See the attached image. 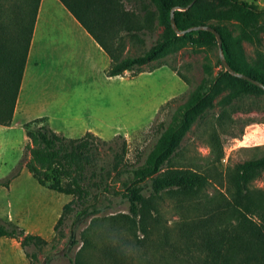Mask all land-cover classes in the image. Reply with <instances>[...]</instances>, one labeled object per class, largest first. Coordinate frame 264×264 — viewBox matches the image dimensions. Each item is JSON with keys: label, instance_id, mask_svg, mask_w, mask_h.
I'll return each instance as SVG.
<instances>
[{"label": "rangeland", "instance_id": "rangeland-1", "mask_svg": "<svg viewBox=\"0 0 264 264\" xmlns=\"http://www.w3.org/2000/svg\"><path fill=\"white\" fill-rule=\"evenodd\" d=\"M53 1L58 9L53 8V16L48 15V19H54L57 25V45L40 55V64L35 68L36 93L29 108L31 115L52 117L32 121L27 129L44 125L71 139L91 132L109 142L113 150L124 147L122 162L128 159L130 164H136L152 148L175 109L203 81L214 86L227 83L224 76L229 73L221 63L217 40L203 30L186 32L188 36L176 41L162 59L136 77L126 72L123 77L108 78V56L86 31L81 36L76 22L65 16L57 0ZM171 1L175 3L171 10L174 24L175 13H180L185 23L194 5L219 6V0H195L189 8L192 1ZM244 1L262 13L257 20L260 32L256 43L245 39L240 21L211 20L205 24L219 33L224 60L226 48L233 62L250 65L257 52L264 54V0ZM120 4L127 16L108 22L107 30L111 47L122 44L121 57L141 54L166 37L150 0H120ZM43 21L41 14L38 23ZM105 42L109 43L107 39ZM53 57L58 63H50ZM34 61L38 64L39 58ZM157 65L159 68L149 72ZM227 93L218 96L215 108L192 125L178 158L168 165L171 169L204 173L209 184L192 196L162 193L152 197L146 182L149 203L135 223L127 218V206L118 197L98 195L82 221L74 226L72 220H66L54 231L62 207L73 197L39 186L25 169L24 162L29 157L25 128L24 132L0 129V220L47 242L39 250L27 247L26 257L19 241L0 238L3 264H75L76 258L79 264H188L184 256L187 233L195 238L199 231L203 233L204 229L192 231L190 227L207 219L213 210L232 209L233 216L228 213L226 218L245 214L257 220L256 214L246 212L241 205L258 208L263 204L264 171L245 185L246 191L237 202L230 178L237 165L264 155V94H254L228 106L217 105ZM102 153L104 164L112 158V151L102 147ZM105 181L115 182L111 178ZM118 187L114 184L111 191ZM92 191L96 192V187ZM10 206L12 221H8Z\"/></svg>", "mask_w": 264, "mask_h": 264}, {"label": "trees", "instance_id": "trees-1", "mask_svg": "<svg viewBox=\"0 0 264 264\" xmlns=\"http://www.w3.org/2000/svg\"><path fill=\"white\" fill-rule=\"evenodd\" d=\"M193 0H188L187 4ZM41 0H0V125L10 126L15 103L21 84L23 71L30 47ZM81 27L93 38L99 48L108 56V78L123 77L127 72L131 77L145 72L144 69L162 59L178 37L171 26V10L175 6L171 0H150L157 13L159 24L165 27L166 37L156 41L141 54L121 57L122 44L111 47L108 34V22L127 12L122 9L120 0H59ZM219 7H222L221 9ZM193 12L183 23L180 13H175V25L178 31L186 28L206 25L207 21L237 20L242 23V32L250 43H256L260 26L258 17L262 14L244 0H219L218 7L194 5ZM92 24L94 26H92ZM98 29L97 34L95 30ZM128 31V30H127ZM210 34L209 32H203ZM105 39L109 43L105 42ZM123 42V39L120 40ZM225 61L232 71L244 75L264 86V54L256 53L255 60L248 65L235 63L227 49H224ZM159 68L155 66L152 72ZM227 83L221 86L209 85L203 81L190 95L188 100L172 113L170 121L161 128L158 137L144 156L136 164H130L125 158V148L113 150L109 142L103 141L91 132L82 137L71 139L59 135L48 126L30 130L25 128L27 142L25 149L29 153L24 167L41 187L52 192L71 196L73 199L62 207L61 215L54 227L58 231L66 220L72 225L85 218L98 195H112L126 204L130 222L135 223L142 210L148 206L149 197L145 194V183L152 197L162 193L180 197L196 195L209 184L208 175L190 170L168 168L178 158L179 150L186 135L197 121L215 108L214 100L223 92L227 95L217 105L228 106L240 102L254 94L264 91L242 78L226 74ZM42 119H36L37 122ZM101 147V148H100ZM102 147L112 151V158L101 164ZM264 171V155L236 166L230 183L235 186V202L246 191L245 185L260 172ZM114 179L113 184L105 180ZM95 182V183H94ZM115 185L119 187L111 191ZM96 187V192L92 191ZM239 197V198H238ZM250 214H256L257 220L240 214L226 218L232 209L213 210L207 219L194 223L190 229L202 233H187L184 254L188 264H264V201L258 208L253 205H241ZM233 216V213H230ZM72 231V230H71ZM0 238L15 239L28 257L26 248L35 250L47 244L40 236L25 233L11 222L0 220ZM79 264L78 258L74 261Z\"/></svg>", "mask_w": 264, "mask_h": 264}, {"label": "crops", "instance_id": "crops-1", "mask_svg": "<svg viewBox=\"0 0 264 264\" xmlns=\"http://www.w3.org/2000/svg\"><path fill=\"white\" fill-rule=\"evenodd\" d=\"M59 2V0H57ZM60 3V2H59ZM61 4V3H60ZM56 3L53 0H41L39 5V10L36 18V22L34 25V30L30 42L29 51L27 54V59L23 71V76L21 80V84L19 87V92L17 96V100L15 103L13 118L10 126H1L0 129L7 130V131H15V130H21L24 132V126L28 125L30 122L36 120V119H46L51 118L52 116H48L46 114H34L31 115L29 112L30 105L32 104V96L35 91V83L34 80L37 78V74L35 71V68L40 64L41 61V53L49 49H56L57 42L54 40L57 37V25L55 23V20H49L48 15H52V9L57 10ZM63 9L66 11L65 16L67 18L74 20L73 22H76L78 27L80 28L79 34L82 36H85V30L81 27V25L75 20V18L67 11V9L61 4ZM42 14L43 19L45 21L38 23V18H40ZM48 24L51 26L49 27ZM59 26V24H58ZM76 30V28L74 27ZM84 31V32H83ZM61 30H59L58 35L60 34ZM87 34V33H86ZM88 35V34H87ZM56 42V43H55ZM98 46V45H97ZM99 48V46H98ZM98 50V49H97ZM39 58V63H35L37 61H34V59ZM103 58V57H102ZM34 61V62H33ZM56 59L53 57V61H50L51 64L58 63L55 62ZM60 61V60H59ZM50 121V120H49ZM10 189V186H7V191ZM12 206V205H11ZM10 206V211L8 214L11 215V217L8 219V221H12V208ZM0 264H3L2 259V253H0Z\"/></svg>", "mask_w": 264, "mask_h": 264}, {"label": "water", "instance_id": "water-1", "mask_svg": "<svg viewBox=\"0 0 264 264\" xmlns=\"http://www.w3.org/2000/svg\"><path fill=\"white\" fill-rule=\"evenodd\" d=\"M195 0L192 1V3L187 7L189 8L193 3H194ZM171 26H172V29L174 30V32H176L178 35H184L186 32H189V31H196V30H203V31H207V32H210L211 34L214 35V37L216 38L217 40V43H218V46H219V53H220V58H221V63L223 65V67L225 68V70L235 76V77H239V78H242L246 81H249L251 82L252 84L256 85L257 87H259L260 89H262L264 91V86L257 82V81H254L252 79H250L249 77L247 76H244V75H238L236 74L234 71H232L230 69V67L228 66V64L226 63V61L224 60V58L222 57V49H221V40H220V35L219 33L211 26L209 25H201V26H197V27H192L186 31H178L177 28L175 27V24H174V20H173V17H172V12H171Z\"/></svg>", "mask_w": 264, "mask_h": 264}]
</instances>
